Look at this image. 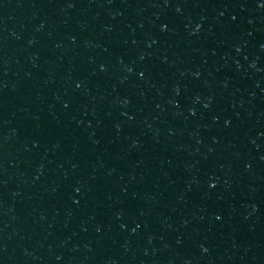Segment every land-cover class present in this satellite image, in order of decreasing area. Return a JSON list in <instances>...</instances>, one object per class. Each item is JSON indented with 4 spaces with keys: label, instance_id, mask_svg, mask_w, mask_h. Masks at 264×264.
<instances>
[{
    "label": "water",
    "instance_id": "95a60500",
    "mask_svg": "<svg viewBox=\"0 0 264 264\" xmlns=\"http://www.w3.org/2000/svg\"><path fill=\"white\" fill-rule=\"evenodd\" d=\"M0 264H264V0H0Z\"/></svg>",
    "mask_w": 264,
    "mask_h": 264
}]
</instances>
